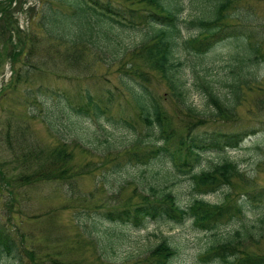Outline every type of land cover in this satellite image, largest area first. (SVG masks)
Returning a JSON list of instances; mask_svg holds the SVG:
<instances>
[{
  "label": "trees",
  "instance_id": "16d2710c",
  "mask_svg": "<svg viewBox=\"0 0 264 264\" xmlns=\"http://www.w3.org/2000/svg\"><path fill=\"white\" fill-rule=\"evenodd\" d=\"M20 2L0 0V32L6 35L4 45L8 44L12 48L6 51L7 56L15 64L18 58L24 59L21 62L25 63V59L32 53L24 40L12 38V4L16 6ZM125 2L116 8L109 0H50L42 5L37 24L47 39L71 48L84 46L86 35L90 36L93 32L95 35L88 40L92 46L89 51L96 56L97 62L106 67L122 65L116 71L117 86L130 97V118L122 117L124 113L116 118L110 114L117 91L114 86L113 92L106 90L105 96L98 99L83 93L81 98L84 97V102L76 106L70 95L58 93L55 98L68 116L95 120L106 117L117 129L129 131L133 138L128 141L125 134L127 143H109L107 137L110 135L100 129L92 138L86 139L98 141L103 137L106 144L97 155L98 160H90L82 167L72 163L71 150L78 147L90 155L94 154L97 149L91 148L88 141L61 140L52 147L51 144L42 146L36 143L32 147L36 165L24 177L37 182H53L84 175L92 177L95 170L106 169L108 164L111 168L107 170L115 174L129 167L162 164L165 161L172 164L173 171L171 167L170 170L161 168L162 172L157 173L160 185L146 186L143 182H136L137 187H133L123 203L112 205L100 214L101 220L110 225L141 229L148 222L158 220L181 224L190 218L199 231L212 236L221 227L239 222L223 238L205 246L197 255L198 262L264 264V256L254 251L264 236V218L252 221L243 217L250 203L264 199V188L248 192L247 184L230 200L232 193L237 191L234 178L245 183L251 181L240 173L236 162L223 158L205 170L197 171L196 168L202 153L227 147L237 148L242 142V134L193 133L195 127L203 125L208 117L233 120L242 105L243 88L252 84L254 88L260 89L256 76L248 78L243 72L247 64L257 65L262 59L260 41L263 37L254 28H251L253 33H250L246 25H240L242 28L238 29L239 23L249 22L246 20L249 16L244 18L243 15L233 16L231 13L232 10L244 9L246 0H201V9L187 18L180 16L184 10L181 0ZM225 18L231 21L225 22ZM142 28L145 29L141 31ZM14 30L18 31L16 27ZM128 33L130 45L121 42L122 36ZM227 41L230 46H238V52L233 57H227V64L220 65V68L228 69L229 73L215 80L211 72L219 68L217 62L220 60L211 59L209 55L216 46L224 42L226 44ZM4 54L0 50V60L4 59ZM153 78L165 87L164 93L155 91ZM263 83L259 82L261 86ZM222 88L226 92H222ZM189 92L202 96L207 110L205 113L187 103ZM166 100L190 117L180 125L185 135L181 133L182 129L178 130L169 115L164 105ZM192 119L195 121L191 122ZM46 126L50 130V124ZM139 127L141 133L138 132ZM156 167L159 166H153ZM171 171L180 176H188L196 196L224 189L222 200L225 202L210 205L196 197L187 209L181 208L173 194L166 190L165 182L173 178ZM170 239L172 237L164 236L147 249L145 257H130L121 263L106 257L113 251L109 240L91 241L103 264H174L177 250ZM15 240L11 231L0 226V256L12 259L14 264H25L21 258L24 248Z\"/></svg>",
  "mask_w": 264,
  "mask_h": 264
},
{
  "label": "rangeland",
  "instance_id": "374dc122",
  "mask_svg": "<svg viewBox=\"0 0 264 264\" xmlns=\"http://www.w3.org/2000/svg\"><path fill=\"white\" fill-rule=\"evenodd\" d=\"M48 1L21 0L19 5L12 4V38L24 40L32 52L25 63L21 62L22 58L16 59V64L15 61L10 62L13 60L6 51L12 48L8 44L4 45L6 35L0 32V50L2 55L5 53L4 59L0 60V226L11 231L18 245L22 244L24 251L21 252V258L25 264H103L94 251L92 239L109 240L113 251L106 257L121 263L130 257H145L147 249L164 236L172 237L169 241L177 250L175 264H199L196 256L205 246L223 238L233 227H224L217 235L208 236L197 233L189 222L180 226L158 222L138 231L121 225L109 226L105 222L98 224L102 217L96 213L123 203L133 187H137L136 182H143L146 186L160 185L157 173L162 172L161 168L168 169L167 162L162 165L129 167L115 174L107 170L111 168L108 164L106 169L95 170L94 177L81 176L53 182H37L24 177L36 165L32 154V147L36 143L42 146L51 144L52 147L61 140L88 141L91 148L97 149L94 154L90 155L84 149L87 154L78 147L71 150L72 163L82 166L90 160H98L97 155L106 144L103 137L98 141L86 139L92 138L100 129L110 135L107 137L109 143H127L125 134L128 141L133 138L130 132L117 129L115 124L105 118L78 119L62 111L52 92L70 95L76 104L85 89H89L91 95L96 97L101 85L105 88L104 94L106 90L114 91V86L117 91L112 112L117 115L123 112L124 107H130V97L117 86L116 71L122 65L103 66L89 51L91 45L88 40L95 33L91 32L90 36L87 34L83 42L85 45L75 48L58 45L43 35L37 22L42 5ZM109 1L116 8L126 3L125 0ZM181 2L184 7L182 17H192L203 6L201 0ZM231 13L233 16L243 15L244 18L249 16L246 19L249 22L239 23L238 29L242 28L240 25H246L250 33H253L251 28L256 32L259 30L263 37L260 46L264 51V0H246L244 9L232 10ZM224 21L231 20L225 18ZM15 27L18 31L14 30ZM121 42L130 45V33L124 34ZM222 47L219 46L217 50L222 60L220 65L227 64L226 57L234 54L230 47ZM72 54L74 56L70 58ZM263 60L258 65L247 64L243 74L248 78L257 76L258 81L263 82ZM220 65L211 72L215 80L229 73L228 69L220 68ZM18 74L20 78L16 79ZM155 88L160 94L165 91V87L157 81ZM242 91V105L233 121L208 119L204 128L225 132L253 128L259 133L247 138L237 150L204 154L200 168L227 157L235 161L244 174L253 178L254 187L259 188L264 186V125L259 123L264 121V88L257 90L249 84ZM222 92H226V89L222 88ZM201 97L189 92L187 103L205 113ZM166 105L175 123L182 125L186 121L185 112L179 111L173 104ZM48 123L50 130L46 126ZM233 182L237 189L244 186L237 183L236 179ZM165 186L167 191L174 194L179 205L186 206L192 202L189 181L176 176L168 179ZM220 197L214 194L205 197V200L215 204L219 203ZM248 214L253 218L264 217V204L256 208L249 207ZM254 251L264 255V237L259 240ZM14 263L12 259L0 256V264Z\"/></svg>",
  "mask_w": 264,
  "mask_h": 264
}]
</instances>
